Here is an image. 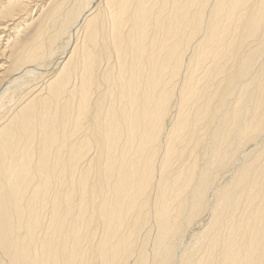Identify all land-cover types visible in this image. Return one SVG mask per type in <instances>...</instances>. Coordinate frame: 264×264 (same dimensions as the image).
<instances>
[{
	"label": "bare ground",
	"instance_id": "1",
	"mask_svg": "<svg viewBox=\"0 0 264 264\" xmlns=\"http://www.w3.org/2000/svg\"><path fill=\"white\" fill-rule=\"evenodd\" d=\"M0 264H264V0H0Z\"/></svg>",
	"mask_w": 264,
	"mask_h": 264
},
{
	"label": "rangeland",
	"instance_id": "2",
	"mask_svg": "<svg viewBox=\"0 0 264 264\" xmlns=\"http://www.w3.org/2000/svg\"><path fill=\"white\" fill-rule=\"evenodd\" d=\"M170 118L168 120V126H171L172 117H170ZM229 176L227 175L225 180L228 179ZM219 180H218V182H219ZM203 215H205L203 218L204 223L201 222L202 219L201 220L196 219V221H197V222L195 221L196 223L194 222L190 228L185 229V231H183V237L178 238L177 249H175V252H174V255H175L174 259H176V258L178 259V257L183 255L184 250H185V246L193 241V235L196 234L197 232L201 231L202 228L204 227L205 222L209 221V219H210V218H208V217H210V216H208L209 214L208 215L203 214Z\"/></svg>",
	"mask_w": 264,
	"mask_h": 264
}]
</instances>
